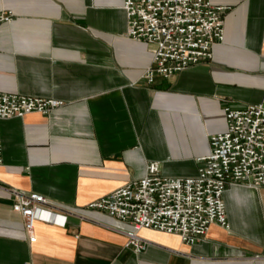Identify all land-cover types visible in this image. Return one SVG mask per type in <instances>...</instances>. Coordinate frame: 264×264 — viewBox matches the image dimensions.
I'll use <instances>...</instances> for the list:
<instances>
[{
	"label": "crops",
	"instance_id": "crops-1",
	"mask_svg": "<svg viewBox=\"0 0 264 264\" xmlns=\"http://www.w3.org/2000/svg\"><path fill=\"white\" fill-rule=\"evenodd\" d=\"M209 1L226 8L212 60L149 85L154 47L127 36L125 0H0L15 15L0 28V92L64 102L0 123V264H264V188L230 187V228L194 245L142 229L141 253L127 246L131 224L88 208L149 162L197 176L224 110L264 105V0ZM12 190L45 196L64 223L37 222L31 242Z\"/></svg>",
	"mask_w": 264,
	"mask_h": 264
},
{
	"label": "built area",
	"instance_id": "built-area-1",
	"mask_svg": "<svg viewBox=\"0 0 264 264\" xmlns=\"http://www.w3.org/2000/svg\"><path fill=\"white\" fill-rule=\"evenodd\" d=\"M124 10L127 36L154 47L153 62L143 75L149 85L158 77L170 79L212 60L214 46L225 40L226 8L209 0H125ZM14 18L13 11H0V28ZM63 106L64 102L56 99L0 92V123L30 113L48 115ZM224 111L227 130L210 138V154L198 159L197 176L166 177L158 162H149L143 178L88 205L133 226L126 234L127 246L135 253L147 249V241L138 234L142 229L179 235L188 245H194L214 224L229 229L226 191L237 185L264 188V105L242 110L227 107ZM11 194L13 210L22 216L31 242L36 241L37 222L64 223V213L45 196L18 190Z\"/></svg>",
	"mask_w": 264,
	"mask_h": 264
}]
</instances>
